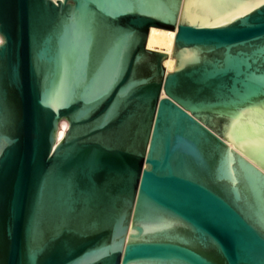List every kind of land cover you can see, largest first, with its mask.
I'll return each mask as SVG.
<instances>
[{"label": "water", "instance_id": "1", "mask_svg": "<svg viewBox=\"0 0 264 264\" xmlns=\"http://www.w3.org/2000/svg\"><path fill=\"white\" fill-rule=\"evenodd\" d=\"M0 264H264V0H0Z\"/></svg>", "mask_w": 264, "mask_h": 264}, {"label": "bare ground", "instance_id": "2", "mask_svg": "<svg viewBox=\"0 0 264 264\" xmlns=\"http://www.w3.org/2000/svg\"><path fill=\"white\" fill-rule=\"evenodd\" d=\"M176 31L152 27L149 32L147 47L150 50L162 52L171 55L174 47ZM175 59H167L166 68L168 72L173 71Z\"/></svg>", "mask_w": 264, "mask_h": 264}]
</instances>
